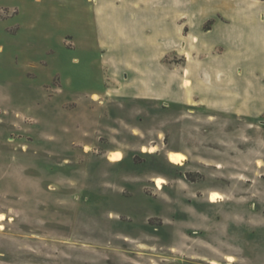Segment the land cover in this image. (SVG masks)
<instances>
[{
	"label": "rangeland",
	"instance_id": "374dc122",
	"mask_svg": "<svg viewBox=\"0 0 264 264\" xmlns=\"http://www.w3.org/2000/svg\"><path fill=\"white\" fill-rule=\"evenodd\" d=\"M139 1L0 0V264H264V78Z\"/></svg>",
	"mask_w": 264,
	"mask_h": 264
},
{
	"label": "crops",
	"instance_id": "0c3cea01",
	"mask_svg": "<svg viewBox=\"0 0 264 264\" xmlns=\"http://www.w3.org/2000/svg\"><path fill=\"white\" fill-rule=\"evenodd\" d=\"M122 1L125 7L140 2ZM142 1L154 27L149 44L154 51L156 40H165L169 47V41L180 35L191 45L190 58L183 56L186 62H193L190 67H214L223 74L221 79L264 78V0ZM209 21H213L211 29L203 30ZM195 37L199 43L191 42ZM160 45L158 51L165 46ZM215 74L210 79H217Z\"/></svg>",
	"mask_w": 264,
	"mask_h": 264
},
{
	"label": "bare ground",
	"instance_id": "6f19581e",
	"mask_svg": "<svg viewBox=\"0 0 264 264\" xmlns=\"http://www.w3.org/2000/svg\"><path fill=\"white\" fill-rule=\"evenodd\" d=\"M149 152H153V148L150 149ZM167 157H168V159H169L170 162L177 163V164H181L182 157L180 155H178L177 153L170 151V152L167 153ZM108 160L110 162H117L119 160V155L117 153H114V152L113 153H110V155L108 157ZM155 183L157 185H162L165 182L161 178H156L155 179ZM209 199H210V201L215 202L217 200H220V196L218 194H216V193H210L209 194ZM1 220H3V216L2 215H0V221Z\"/></svg>",
	"mask_w": 264,
	"mask_h": 264
}]
</instances>
